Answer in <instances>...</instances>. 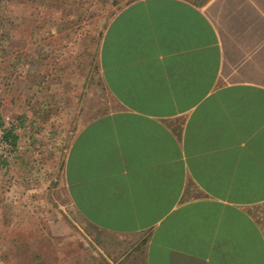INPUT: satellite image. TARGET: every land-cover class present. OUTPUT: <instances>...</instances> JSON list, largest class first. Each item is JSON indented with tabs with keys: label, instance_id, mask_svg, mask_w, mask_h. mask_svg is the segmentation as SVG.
<instances>
[{
	"label": "crops",
	"instance_id": "0c3cea01",
	"mask_svg": "<svg viewBox=\"0 0 264 264\" xmlns=\"http://www.w3.org/2000/svg\"><path fill=\"white\" fill-rule=\"evenodd\" d=\"M96 68L60 181L110 241H50L45 264H264V0L127 2Z\"/></svg>",
	"mask_w": 264,
	"mask_h": 264
},
{
	"label": "rangeland",
	"instance_id": "374dc122",
	"mask_svg": "<svg viewBox=\"0 0 264 264\" xmlns=\"http://www.w3.org/2000/svg\"><path fill=\"white\" fill-rule=\"evenodd\" d=\"M130 1L0 0V111L18 136L16 150L0 139V264L32 255L45 264L50 241L67 252L110 241L65 197L61 139L76 127L79 107L93 104L101 32ZM120 254L117 264H130ZM102 264H109L104 256Z\"/></svg>",
	"mask_w": 264,
	"mask_h": 264
},
{
	"label": "trees",
	"instance_id": "16d2710c",
	"mask_svg": "<svg viewBox=\"0 0 264 264\" xmlns=\"http://www.w3.org/2000/svg\"><path fill=\"white\" fill-rule=\"evenodd\" d=\"M0 128L3 130V141L8 144L12 150L16 149L18 136L14 134V126H11L10 128H4L1 120H0Z\"/></svg>",
	"mask_w": 264,
	"mask_h": 264
},
{
	"label": "built area",
	"instance_id": "2783aa9c",
	"mask_svg": "<svg viewBox=\"0 0 264 264\" xmlns=\"http://www.w3.org/2000/svg\"><path fill=\"white\" fill-rule=\"evenodd\" d=\"M0 133H1V135H0V139H1V142L2 143H4L5 145H8V144H6L4 141H3V139H2V136H3V130L0 128ZM10 147V146H9ZM11 148V147H10Z\"/></svg>",
	"mask_w": 264,
	"mask_h": 264
}]
</instances>
